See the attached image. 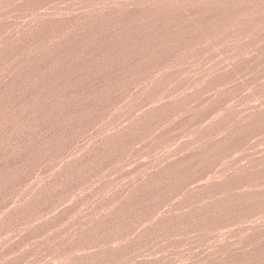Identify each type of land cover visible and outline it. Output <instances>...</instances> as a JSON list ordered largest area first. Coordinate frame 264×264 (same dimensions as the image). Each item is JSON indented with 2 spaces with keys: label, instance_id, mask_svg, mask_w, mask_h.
<instances>
[{
  "label": "rangeland",
  "instance_id": "374dc122",
  "mask_svg": "<svg viewBox=\"0 0 264 264\" xmlns=\"http://www.w3.org/2000/svg\"><path fill=\"white\" fill-rule=\"evenodd\" d=\"M257 224L264 0H0V264L218 258Z\"/></svg>",
  "mask_w": 264,
  "mask_h": 264
},
{
  "label": "bare ground",
  "instance_id": "6f19581e",
  "mask_svg": "<svg viewBox=\"0 0 264 264\" xmlns=\"http://www.w3.org/2000/svg\"><path fill=\"white\" fill-rule=\"evenodd\" d=\"M244 232L245 235L242 237L237 235L234 238L230 248L225 250L224 247H220L218 258L211 253L200 256L189 252L186 257L190 262L167 260L166 264H264V224L251 226Z\"/></svg>",
  "mask_w": 264,
  "mask_h": 264
}]
</instances>
